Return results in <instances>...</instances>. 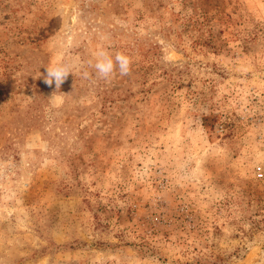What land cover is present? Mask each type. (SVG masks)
<instances>
[{"label":"rangeland","instance_id":"374dc122","mask_svg":"<svg viewBox=\"0 0 264 264\" xmlns=\"http://www.w3.org/2000/svg\"><path fill=\"white\" fill-rule=\"evenodd\" d=\"M0 264H264V0H0Z\"/></svg>","mask_w":264,"mask_h":264},{"label":"clouds","instance_id":"9594fccd","mask_svg":"<svg viewBox=\"0 0 264 264\" xmlns=\"http://www.w3.org/2000/svg\"><path fill=\"white\" fill-rule=\"evenodd\" d=\"M132 63L131 57L123 52L113 54L106 48H100L94 53L93 60L88 61V68L94 70L96 79L111 83L117 76H130ZM75 72H79L84 79L92 78V73L87 69L74 63L58 61L46 66L44 81L49 86L55 83L56 90H59L69 74L74 75ZM55 93L51 98H54Z\"/></svg>","mask_w":264,"mask_h":264},{"label":"trees","instance_id":"16d2710c","mask_svg":"<svg viewBox=\"0 0 264 264\" xmlns=\"http://www.w3.org/2000/svg\"><path fill=\"white\" fill-rule=\"evenodd\" d=\"M207 119H208V117L207 116H204L203 118H202V120H203V125L204 126H206V127H210V128H212L213 127V124L211 123H206V121H207Z\"/></svg>","mask_w":264,"mask_h":264}]
</instances>
